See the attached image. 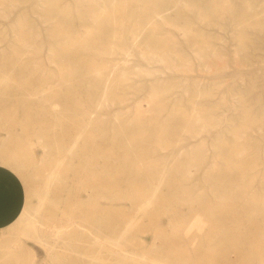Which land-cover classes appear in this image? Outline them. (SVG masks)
Instances as JSON below:
<instances>
[{
	"label": "rangeland",
	"instance_id": "374dc122",
	"mask_svg": "<svg viewBox=\"0 0 264 264\" xmlns=\"http://www.w3.org/2000/svg\"><path fill=\"white\" fill-rule=\"evenodd\" d=\"M36 3L0 0V97L2 103L11 95L20 98L19 103L1 110L0 143L7 142L0 146V179L15 180L19 200L41 202L43 218L65 220L71 215L87 221H115L113 228H121L134 214L132 204L146 201L150 194L148 185L124 167L122 158L128 154L130 165L149 164L146 170L152 182L161 166L167 169L152 202L142 215L136 214L138 221L127 232L134 249L169 264H246L243 254L253 264H264V242L253 236L264 238V208L260 206L264 190V0H165L154 15L127 22L122 32H109L107 49L90 51L88 56L107 75L97 89L93 84L90 89L86 86L96 83L92 77H83V72L92 69L75 65L74 51L63 52L66 61L54 58V53L62 42L59 38L81 39L95 28V15L124 1L59 0V8L72 11L68 22L58 20V24L55 18L38 16L33 9ZM41 4L38 10L43 14ZM81 11L85 16H79ZM63 22L69 36L53 34L57 38L51 39L50 30ZM114 34L119 37L114 39ZM19 37L28 41L26 50ZM119 38L123 43L116 41ZM155 39L163 49L156 47ZM51 48L55 50L50 52ZM34 56L39 58L33 60ZM60 69L70 83L83 79L84 87L80 90L69 81L62 82ZM29 76L30 84L24 89L38 87L35 99L43 100L45 106L21 91L20 79ZM105 79L111 80L108 97L118 93L121 101L101 102ZM58 82L59 94L48 93L46 88ZM154 93L156 103L149 111L147 103ZM49 100L58 103L59 111L49 114ZM145 109L135 120L138 110ZM193 112L200 113L199 118ZM83 119L92 122L79 130ZM142 131L144 139L136 136L132 146L122 145L121 140L129 136L126 132ZM158 137L169 144L158 147ZM47 138L50 144L45 151L40 142ZM242 162L244 178L233 165ZM49 174L53 179L50 191L40 199ZM76 194L83 201L74 207ZM100 204H117L124 215L112 217ZM30 234L12 218L8 220L0 229V264H87V255L94 250L89 243L72 240V250L54 243L57 254L49 255L48 246ZM100 255L105 257L106 251ZM110 264L144 263L134 258Z\"/></svg>",
	"mask_w": 264,
	"mask_h": 264
},
{
	"label": "bare ground",
	"instance_id": "6f19581e",
	"mask_svg": "<svg viewBox=\"0 0 264 264\" xmlns=\"http://www.w3.org/2000/svg\"><path fill=\"white\" fill-rule=\"evenodd\" d=\"M5 0H3L4 2ZM11 1V0H10ZM35 3L37 1V5L33 8L35 9L34 12H36V14H38V16H44V18L47 20V19H54L55 18V21L57 24L60 22L58 20H63L64 22H68V20L66 19H69V16L71 15V11L70 9L68 8H59V0H34ZM124 3L122 4H113V8L112 10H104V11H100L97 15H95L96 19H94V22H97V24H95V28L91 31H88V33L86 35H84V37H82L81 39H76V38H73V39H69V40H64L63 38H59V39H62L61 43H60V47L57 48V52L54 53V58H58L59 60H62L64 59L63 56H65V52L67 51H74V55H77V63H74L75 65L77 66H90L91 67V71L89 72H83V77L84 78H88V77H92L94 79V81H96V83H88L86 86L89 87V89L91 88V85L93 84L96 89L98 87V85L100 84L101 82V78L103 79V77H105L106 75V71L104 72L103 70L97 68V63H95V61L92 59V57L88 56L89 53L91 54V50L95 47H99V48H106V44L108 43L106 41V36H109L107 35L109 32H113V33H119V32H122L124 26H126V24H128L127 22L129 21H132V20H138L139 18H141L142 16H145V17H150L152 14L154 15L156 12H157V8H158V4H161V3H164L165 0H123ZM143 2V4L141 5L140 2ZM208 2H213L215 3V1L217 0H207ZM15 3V1H14ZM12 2L13 5H17V4H14ZM41 3H46L44 4L45 6H42ZM120 3V2H119ZM41 4L43 8V14L39 12L38 10V5ZM112 4V3H111ZM227 5V4H226ZM112 6V5H110ZM160 6V5H159ZM216 5H214L215 7ZM194 7V6H193ZM247 7V6H246ZM218 8V7H217ZM32 9V10H33ZM40 9V8H39ZM111 9V8H110ZM219 10V9H218ZM247 10V9H246ZM182 11V10H181ZM7 12V11H6ZM26 12V11H25ZM85 12L81 11L80 12V15L79 16H85L84 15ZM216 13V12H215ZM214 13V14H215ZM210 14V12H209ZM261 15V14H260ZM10 16V14H9ZM154 17V16H153ZM256 18V17H255ZM258 18V17H257ZM19 19V17H18ZM248 19V18H247ZM259 19V18H258ZM257 19V20H258ZM25 20V19H24ZM40 20V18H39ZM256 20V21H257ZM53 22V23H54ZM63 22V23H64ZM245 23V22H244ZM249 23V22H248ZM148 24V23H147ZM242 24V23H241ZM251 24V23H250ZM33 25V24H31ZM30 25V26H31ZM37 25V24H36ZM36 25H35V29H36ZM39 25V24H38ZM41 25V24H40ZM49 25V24H48ZM154 25V24H153ZM247 25V24H245ZM15 26V25H14ZM21 26V25H20ZM54 26V25H53ZM56 26V25H55ZM82 26V25H81ZM150 26V25H149ZM148 26V27H149ZM19 27V25H18ZM24 27V26H23ZM32 27V26H31ZM49 27V26H48ZM157 27V26H156ZM254 27V26H253ZM252 27V28H253ZM12 28V27H11ZM17 28V26H16ZM21 28V27H20ZM41 28V27H39ZM85 28V27H84ZM137 28V27H135ZM159 28V27H158ZM235 28V27H234ZM19 29V28H17ZM42 29V28H41ZM53 29V28H52ZM83 29V28H82ZM142 29V28H141ZM150 28H148L149 30ZM21 30L24 31V29L22 28ZM32 30V29H31ZM36 30H39V29H36ZM84 30V29H83ZM236 30V29H235ZM154 31V30H153ZM156 31V29H155ZM28 32L30 33V31L28 30ZM35 32V31H34ZM51 32V33H50ZM49 32V35L51 34V36L53 34H56L58 35L57 37H60L61 35H68L70 34V31H69V28H68V25H66L64 23L63 26L61 25H58V28L56 27V29H53V30H50ZM151 32V31H150ZM235 32V31H234ZM27 33V32H26ZM33 33V32H32ZM21 34V33H20ZM34 34V33H33ZM60 34V35H59ZM122 34V33H121ZM138 34V33H137ZM155 34V33H154ZM19 35V34H18ZM23 35V34H22ZM28 35V34H27ZM48 35V36H49ZM142 35V34H141ZM151 35V34H149ZM153 35V34H152ZM40 36V35H39ZM47 36V35H46ZM55 36V35H54ZM123 36V35H122ZM154 36V35H153ZM152 36V37H153ZM157 36V35H156ZM29 37V36H27ZM38 37V36H37ZM50 37V36H49ZM56 37V38H57ZM63 37V36H62ZM114 39L118 38L119 36L117 34H114ZM135 37V36H134ZM14 38V36L12 37ZM17 38V37H16ZM16 38H14L13 40L17 41ZM20 40L22 41L23 43V48H25L26 50V47H27V44H28V41H26L24 38H21L19 37ZM51 39L52 38H55V37H50ZM55 38V39H56ZM69 38V37H68ZM67 38V39H68ZM140 38V37H138ZM200 38V37H199ZM50 39V40H51ZM238 39V38H237ZM19 40V39H18ZM46 40V39H45ZM108 40V39H107ZM133 40V39H132ZM197 40V39H196ZM215 40V39H214ZM248 40V39H246ZM47 41V40H46ZM58 41V40H56ZM109 41V40H108ZM115 41V40H114ZM118 43L120 41V43H123L121 42V39L119 38L118 40H116ZM154 41V40H153ZM157 40L155 39V42ZM163 41V40H162ZM173 41V40H172ZM243 41V40H242ZM107 42V43H106ZM112 42V40H111ZM133 42V41H132ZM241 42V41H239ZM249 42V41H248ZM18 43V42H17ZM50 43V42H49ZM55 43V42H54ZM158 44L159 41H157ZM165 43V42H164ZM163 43V44H164ZM21 44V43H20ZM51 44V43H50ZM53 44V42H52ZM156 47H158L159 49L162 48L163 49V46H162V43L160 45H158ZM240 44V43H239ZM250 44V43H249ZM18 46V44H16ZM37 45V44H35ZM59 45V44H58ZM120 45V44H119ZM167 46V44H165ZM2 46V45H1ZM16 46V47H17ZM53 46V45H52ZM57 46V45H56ZM241 46V45H240ZM55 47V46H54ZM122 47V46H121ZM155 47V48H156ZM168 48V47H167ZM170 48V47H169ZM10 49V48H9ZM28 49V48H27ZM107 49V48H106ZM112 49V47H111ZM136 49V48H135ZM161 49V50H162ZM209 49V48H208ZM13 50V48H12ZM18 50V48H17ZM20 50V48H19ZM30 50V49H28ZM35 50H37V48H35ZM52 50L54 51V49L51 48L50 52H52ZM113 50V49H112ZM140 50V49H139ZM160 50V52H161ZM165 50V49H164ZM214 50V49H213ZM14 51V50H13ZM32 51V49H31ZM166 51V50H165ZM21 52V51H20ZM27 52V51H26ZM36 52V51H35ZM64 52V53H63ZM102 52V51H101ZM105 52V51H104ZM158 52V51H157ZM156 52V53H157ZM158 52V53H160ZM22 54H24L25 52L22 51L21 52ZM20 53V54H21ZM61 53V54H60ZM103 53V52H102ZM154 53V52H153ZM17 54V53H16ZM39 54V53H38ZM51 54V53H50ZM70 54V53H69ZM165 54V53H164ZM172 54V53H171ZM34 55V54H33ZM40 55V54H39ZM98 55L100 56V53H98ZM127 55V54H126ZM157 55V54H155ZM173 55V54H172ZM13 56V55H12ZM24 56V55H22ZM48 56V55H47ZM53 56V53L52 55ZM132 56V55H131ZM149 56V55H148ZM177 56V55H175ZM15 57V56H14ZM27 57V56H26ZM25 57V58H26ZM104 57V56H103ZM159 57V56H158ZM29 58V57H28ZM39 58L38 56H34L33 60ZM50 58V57H49ZM95 58V57H94ZM109 58V57H108ZM132 58V57H131ZM180 58V57H179ZM14 59V58H13ZM31 59V58H30ZM48 59V58H47ZM133 59V58H132ZM6 60V59H5ZM49 60V59H48ZM57 60V59H55ZM66 61V59H64ZM97 60V59H96ZM103 60V59H102ZM105 60V59H104ZM144 60V59H143ZM27 62V61H26ZM182 62V61H181ZM30 63V62H29ZM54 63V62H53ZM112 63V62H111ZM62 64H65V63H62ZM61 64V65H62ZM69 64V63H68ZM67 64V65H68ZM102 64V63H100ZM122 64V63H121ZM114 66V65H113ZM206 66V65H205ZM119 67V66H118ZM37 68H38V64H36V69H35V72H37ZM108 68V67H107ZM74 69V68H73ZM68 70V69H67ZM71 70V69H69ZM113 71V70H112ZM134 71V70H133ZM66 72V71H65ZM74 73V72H73ZM147 73V72H146ZM50 74V73H49ZM70 74V72H69ZM108 74V72H107ZM19 75V74H18ZM23 75V74H22ZM51 75V74H50ZM65 75H68V74H64V72L62 71V69L59 70V76L61 77V79L63 80L62 82H68L69 81V78L67 79L65 77ZM10 76V75H9ZM21 76V75H20ZM37 76V75H36ZM43 76V74H42ZM48 76V75H47ZM107 76V75H106ZM111 77V74L109 75ZM108 76V78H109ZM121 75H119L120 77ZM32 77V76H31ZM29 78L30 76L26 79V77L24 78H21L20 81H19V86L20 88H23L21 89V91L25 92L26 94L25 95H30L32 96V98L34 97L35 98H39V90H38V87H34L31 91L27 90V89H24V86L27 87L28 84H30L29 82ZM35 73H34V79H35ZM51 78H52V75H51ZM54 78V77H53ZM112 78V77H111ZM115 78V77H114ZM113 78V79H114ZM11 79V78H10ZM39 79V78H38ZM44 79V78H43ZM110 79V78H109ZM13 80V79H12ZM83 80V79H82ZM81 79L79 78H76L72 83H69L70 85H74V87H76L77 89H82L84 86H82V84L84 82H82ZM108 79H105L104 80V88L103 91H102V99H101V102L103 103H107L109 101V99L111 100V102H118V100L121 101L122 97H120L118 95V93H113L112 94V97H108V94L111 93V89H110V81L109 83H107ZM131 80V79H129ZM15 81V80H14ZM115 81V80H114ZM113 81V82H114ZM103 82V80H102ZM121 81L117 82V83H120ZM14 83V82H13ZM116 83V82H115ZM123 83V82H122ZM102 85V83H101ZM125 85V84H124ZM48 86V85H47ZM52 86V85H51ZM113 86V84H112ZM138 86V84H137ZM30 87V86H29ZM118 87V86H116ZM115 87H113L114 89ZM60 89H61V85L58 83H55L54 86L52 87H48L46 88L47 92L49 93L51 91L50 94H59L60 92ZM124 89V88H123ZM133 89V88H132ZM87 92H88V89L86 88ZM85 90V91H86ZM43 91V90H42ZM110 91V92H109ZM44 92V91H43ZM114 92V91H112ZM125 92V91H124ZM45 93V92H44ZM54 94V96H55ZM61 95V94H60ZM87 95V94H86ZM95 95V94H94ZM44 96V95H43ZM51 96V95H50ZM48 97V99H52L51 97ZM111 96V95H109ZM237 96V95H236ZM240 96V95H239ZM91 97V96H89ZM202 97V96H201ZM17 96L16 95H11L10 97H8L7 99V103H2V99L0 97V115H1V110H4L5 111L7 109H9L11 106L10 104H16V103H19L20 101V98L19 99H16ZM28 98V97H27ZM65 98V97H64ZM88 98V97H87ZM121 98V99H120ZM239 98V97H238ZM31 99V98H30ZM159 99H162L159 97ZM246 99V98H245ZM10 100H13L15 102H12L10 103ZM37 102H39L37 99H35ZM197 100V99H195ZM45 102H43V100H41V103L39 102L40 105H43L45 106L44 104ZM156 103V94L154 93L153 95H150V98L148 100V103H147V107L148 110L150 109L151 105L152 104H155ZM164 104V103H163ZM163 104L161 106H163ZM47 105H48V112L49 114H52V113H55L57 111H59V107H57L58 103L55 101V100H49V102H47ZM74 106V105H73ZM80 106V105H79ZM78 106V107H79ZM99 106V105H98ZM77 107V108H78ZM155 107V106H154ZM175 107V106H174ZM160 108V107H158ZM165 108V107H164ZM173 108V107H172ZM143 109V108H142ZM147 109L145 110H138V113H137V119L135 120H139L140 119V114L143 113L144 111H146ZM147 110V111H148ZM161 111L163 109H160ZM176 110V109H175ZM194 110V109H192ZM202 110V109H201ZM238 110V109H237ZM150 111V110H149ZM183 111V109H182ZM181 112V111H179ZM63 113V112H62ZM145 113V112H144ZM153 113V112H152ZM157 113V112H156ZM162 113V112H160ZM183 113V112H182ZM194 113V112H193ZM3 114V113H2ZM59 114V113H58ZM136 114V113H135ZM195 115H193L196 119L199 118V114L200 113H194ZM55 115V114H53ZM158 115V114H157ZM162 115V114H161ZM156 116V115H155ZM181 116H184L186 117V115H182ZM85 117L87 118V116L85 115ZM89 117V116H88ZM92 117V116H91ZM134 117V116H133ZM66 118V117H65ZM155 118V117H154ZM160 118V117H159ZM194 118V119H195ZM142 119V117H141ZM150 119V118H149ZM193 119V121H195ZM202 119V118H200ZM263 119V118H262ZM8 120V119H7ZM133 120V119H132ZM181 120V119H180ZM183 120H185L183 118ZM190 120V119H189ZM198 121V120H197ZM210 121V120H209ZM11 123V121H9ZM91 120L90 119H83L81 121V123L79 124L80 125V129H83L85 128L86 126H88L89 124H91ZM156 122V121H155ZM181 122V121H180ZM196 122V121H195ZM201 122V121H200ZM205 122V121H204ZM10 123H9V126H8V129H9V132H11V128H10ZM142 123V121H139L138 124ZM245 123V122H244ZM188 124V123H187ZM202 124V123H201ZM132 125V124H131ZM135 125V124H134ZM126 126V125H125ZM141 126V125H140ZM254 126V125H253ZM133 127V126H132ZM131 127V129H132ZM211 128V127H210ZM177 131V130H176ZM21 132V130H20ZM80 133V132H79ZM129 136L128 138H125L123 140H121V143L123 146H127L130 147L132 146L133 142H134V139L136 138V136H140L142 139L143 136H144V132H132V133H129V132H126ZM183 133V132H182ZM125 134V133H123ZM35 137L38 136L37 134H34ZM233 135V134H232ZM126 136V135H125ZM43 138H46V137H43ZM9 139V138H8ZM42 139V137H41ZM46 140V139H45ZM49 139L47 138V141L45 142H40L41 144V147L43 148V150L46 151V149L48 148V144H50V142L48 141ZM77 141V140H75ZM140 141V140H138ZM247 141V140H246ZM7 142V139H4L1 141L0 143V146H3L4 143ZM248 142V141H247ZM54 143V142H53ZM135 143V142H134ZM156 143L158 144V147L160 148H163L165 147L167 144H169V140H166V139H161V138H157L156 139ZM13 145V144H12ZM239 150V149H238ZM44 151V153H45ZM241 151V150H240ZM238 152V151H237ZM232 155V154H230ZM264 155V154H263ZM236 156V155H235ZM255 158V157H254ZM123 162H124V167L132 174H134L133 176L135 177V179H138L139 181L141 182H144L148 185L149 189H150V194L146 197V201L144 200H137L135 204H132V210L133 208H135L134 211V214L130 217V218H127L123 224V226L121 228H113V224L114 222H105L101 219H98V220H94V221H87V220H83V219H79L77 218L76 216H68L65 220H55V219H49L48 217L46 218H43V216L41 215L40 213V208H41V202H37V203H28V202H25V201H21L20 204H18L17 208H15V211L13 212V216H12V221H14L15 223H17L20 228L22 227V229L24 230H27V231H30V235H32L35 239H38L39 241L43 242V244L47 245L48 246V254L49 255H53V254H57L55 253L56 251H53V246L55 245L54 243H59L61 242V247H63L65 250H72L71 247V243H72V240L75 241V240H81V241H84L86 243H89L91 244L93 247H94V250L90 251V253H88V261H87V264H110V261H116L118 262L119 260L120 261H126V260H129V259H136V260H139L141 262H143L144 264H169L166 260H163V259H159L157 257H155L154 255H150L149 253L147 252H139L137 251L136 249H134L131 245V243L129 244L128 242V236H127V232L130 230V227L131 225H134V223H136V221H138V218L136 216V214L138 212H140L139 214L142 215L141 213L142 212H145L146 209L148 208L149 204L152 202L155 194L158 192L157 190H159L160 188V184H162V179L165 178L164 176H166V172H167V169L164 167V166H161L159 172H158V175H157V180L155 182H152V178L150 176V174L148 173V171L146 170V168H149V164H147L145 161H142L140 163H136V164H128L127 162L130 161V156L128 154H126L123 158ZM223 159V158H222ZM221 159V160H222ZM228 159V158H226ZM239 159H241L239 157ZM230 160V159H229ZM242 160V159H241ZM232 161V160H231ZM243 161V160H242ZM243 163V162H242ZM245 163V162H244ZM244 163L243 164H233L235 165V169L237 170L238 174L240 173L242 175V177L244 178L245 176L243 174H246V167L244 166ZM250 163V162H249ZM254 163V162H253ZM264 163V162H263ZM246 164H247V161H246ZM151 165V164H150ZM257 165V164H256ZM170 166V165H169ZM255 166V165H254ZM174 167V166H173ZM202 167V166H200ZM231 167V166H230ZM225 168V167H224ZM227 168V167H226ZM233 168V167H232ZM252 168V166H251ZM260 168V167H259ZM258 168V169H259ZM256 170V168L254 169V171ZM179 171V170H178ZM183 171V170H182ZM177 172V170H176ZM174 172V173H176ZM250 172V171H249ZM182 173V172H181ZM129 174V173H128ZM169 174V173H168ZM258 174V173H257ZM52 176H50V174L48 175V177L43 181V188H42V192H41V195L39 196L40 199H45L47 197V193L48 191H50V186L52 184ZM54 177V176H53ZM136 180V181H138ZM263 180V179H261ZM162 182V183H161ZM233 182V180H232ZM249 182V181H248ZM247 183V182H246ZM222 184V183H221ZM254 184V183H253ZM261 186V185H260ZM225 187V186H224ZM211 189V187H210ZM215 189V188H214ZM233 190V189H232ZM236 191V190H235ZM262 191V190H261ZM218 192V191H217ZM232 192V191H231ZM201 193V192H200ZM263 195L261 197V202H260V206L262 208H264V190H263ZM253 196V195H252ZM116 197V196H114ZM125 197V196H124ZM129 198V197H127ZM119 199V198H118ZM130 200V199H128ZM255 200H258L255 199ZM83 199H82V196H78L77 194L74 195L73 197V205L74 207H77V204L82 202ZM253 201V200H252ZM158 202V201H157ZM241 202V201H240ZM256 202V201H254ZM258 204V203H257ZM116 206L114 205H107V204H100V208L103 209L105 211L106 214L108 215H111L112 217H118V216H123L124 213H122L120 211V209L118 208L119 205L115 204ZM256 205V204H255ZM131 207V206H130ZM247 207V206H245ZM244 207V209H245ZM254 209V208H252ZM256 209V208H255ZM246 210V209H245ZM259 210V209H258ZM264 210V209H263ZM133 211H130V212H133ZM244 211V210H243ZM262 212V211H261ZM252 213H255L254 211ZM258 213V212H256ZM255 213V214H256ZM254 214V215H255ZM139 215V217H140ZM228 217V216H227ZM258 217V216H257ZM225 218V217H223ZM229 218V217H228ZM251 218V217H250ZM254 218V217H253ZM222 219V217H221ZM226 220V219H224ZM261 221V220H260ZM226 222H229V220H226ZM254 222V221H253ZM257 222V221H256ZM263 222V221H262ZM252 223V221H251ZM256 224V223H255ZM254 224V225H255ZM259 224V223H258ZM92 225V226H90ZM105 225L107 226V228L105 227ZM259 227V225L257 226ZM106 228V229H105ZM260 228V227H259ZM256 234V233H255ZM261 234H264L261 233ZM253 236H257L256 239H258V242H264V238H260V234H257V235H254ZM264 236V235H262ZM177 238V237H176ZM55 249V247H54ZM104 250L106 251V256H102L100 255L101 251ZM150 250L152 252H154L155 250L152 248H150ZM65 252V251H64ZM71 252V251H70ZM69 253V252H68ZM242 254V253H241ZM68 256V255H67ZM64 257V255H63ZM66 258V257H65ZM70 258V257H69ZM68 258V259H69ZM243 258L245 259V262L246 264H253V261L251 259H248L249 257H247L245 254H243L241 256V259H242V263H243ZM248 262H247V261ZM70 261V260H69ZM263 262H264V259H263Z\"/></svg>",
	"mask_w": 264,
	"mask_h": 264
},
{
	"label": "crops",
	"instance_id": "0c3cea01",
	"mask_svg": "<svg viewBox=\"0 0 264 264\" xmlns=\"http://www.w3.org/2000/svg\"><path fill=\"white\" fill-rule=\"evenodd\" d=\"M16 195L15 180L0 179V229L12 218L15 208L22 201Z\"/></svg>",
	"mask_w": 264,
	"mask_h": 264
}]
</instances>
